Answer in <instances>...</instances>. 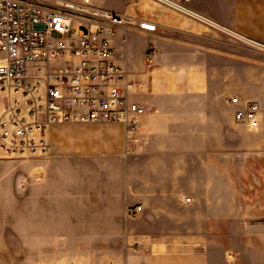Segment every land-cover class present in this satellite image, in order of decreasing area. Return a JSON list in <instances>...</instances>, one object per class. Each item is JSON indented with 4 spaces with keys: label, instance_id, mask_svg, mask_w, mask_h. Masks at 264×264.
<instances>
[{
    "label": "crops",
    "instance_id": "1",
    "mask_svg": "<svg viewBox=\"0 0 264 264\" xmlns=\"http://www.w3.org/2000/svg\"><path fill=\"white\" fill-rule=\"evenodd\" d=\"M180 1L92 0L128 20L109 37L147 111L133 153L120 123L47 129L12 225L25 264H264V0Z\"/></svg>",
    "mask_w": 264,
    "mask_h": 264
},
{
    "label": "built area",
    "instance_id": "2",
    "mask_svg": "<svg viewBox=\"0 0 264 264\" xmlns=\"http://www.w3.org/2000/svg\"><path fill=\"white\" fill-rule=\"evenodd\" d=\"M189 11L180 0H157ZM128 20L92 0H0V150L8 157L44 156L46 131L64 123H120L127 153L139 142L147 107L130 97L137 83L115 60L107 23ZM145 27L146 23H140ZM151 44L147 62L154 61ZM235 118L260 123L256 102L237 96ZM190 201L191 198L186 199ZM142 210L129 209L131 215Z\"/></svg>",
    "mask_w": 264,
    "mask_h": 264
},
{
    "label": "rangeland",
    "instance_id": "3",
    "mask_svg": "<svg viewBox=\"0 0 264 264\" xmlns=\"http://www.w3.org/2000/svg\"><path fill=\"white\" fill-rule=\"evenodd\" d=\"M257 49L264 50V46L257 45ZM41 157H8L0 150V264H25L28 251L18 241L21 236L12 230V225L15 217L23 221L25 175L30 171V163Z\"/></svg>",
    "mask_w": 264,
    "mask_h": 264
}]
</instances>
